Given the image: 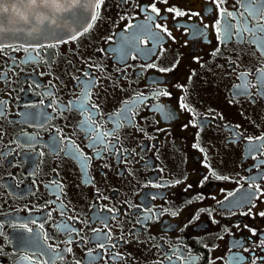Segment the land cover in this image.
<instances>
[{
	"label": "flooded vegetation",
	"instance_id": "obj_1",
	"mask_svg": "<svg viewBox=\"0 0 264 264\" xmlns=\"http://www.w3.org/2000/svg\"><path fill=\"white\" fill-rule=\"evenodd\" d=\"M216 8L104 0L73 42H0V264H264V53L217 51Z\"/></svg>",
	"mask_w": 264,
	"mask_h": 264
},
{
	"label": "snow or ice",
	"instance_id": "obj_2",
	"mask_svg": "<svg viewBox=\"0 0 264 264\" xmlns=\"http://www.w3.org/2000/svg\"><path fill=\"white\" fill-rule=\"evenodd\" d=\"M124 2V0H122ZM165 3H167V0H164ZM213 3L217 5L216 8V14L218 18L216 19L215 25H216V32L218 34V40L219 45L217 51H219V46L224 45L231 37L236 36L241 39L244 38L245 34H251L253 36H257V40L259 41V47L261 49V52L264 53V35L258 34H264V7H258L261 3V0H250V2L247 4V7L245 8L244 12H235V11H229L226 9V7H221V0H213ZM241 3H243V0H241ZM104 4V0H92L91 3H89V7H94L95 9H100ZM81 0H0V35H3L4 33L8 31H12V29L6 28V24H18L22 23L24 25H30L28 28V34L32 35L33 33H39L40 32V25L47 22L50 25H57L58 19L65 13H69L75 8L80 7ZM233 8H235V5H233ZM151 11L154 13L159 14L160 9L156 6L155 3L151 6ZM169 12H175V15L180 16L184 15L183 12L176 10L174 8L169 7L167 9ZM229 18L230 21L232 20H239L242 18V23H231L229 22L226 27L221 28L220 24L222 23V20L224 18ZM99 17L96 14H93L91 16V20L95 21ZM157 27H161L160 25H157ZM92 28V24L88 23L84 26L83 32H87ZM15 31H23V29L17 28ZM164 32H167V29H163ZM223 33V35H221ZM83 33H74L68 35L67 39H64L63 37L58 39V43H70L78 39V36ZM170 35V34H169ZM127 43V41H125ZM255 43V42H254ZM30 48H34L37 46L29 45ZM49 47H54V45H49ZM230 67H233L235 65V61H229ZM170 69H160L161 72L169 71ZM234 70V69H233ZM257 79L260 82V88L257 89V92L261 95H264V69H257ZM249 73L241 72L239 75L241 77L247 76ZM247 85H237V93L236 94H242L240 92L241 89H246ZM86 95V94H85ZM162 95L164 96H171L172 93L170 92H163ZM254 101V96L250 97ZM142 99V97H137V101ZM71 104V102H69ZM180 106L183 108H187V105H185L182 100L180 103ZM68 105H65V109H68ZM80 107L84 109L85 112H87V118L83 121H81L82 125H86L89 128L88 135L90 139L92 140L94 147L97 143L104 144L105 143V137L109 135V133L98 131L95 127H93V119H92V111L98 110V105H91V111L84 108L83 102L81 103ZM131 108H128L127 111L130 113ZM124 112L122 109L121 112L116 113V116H121V114ZM131 122V121H130ZM201 124L203 125V121H201ZM238 127V126H237ZM92 132H96V135L93 136ZM259 140L264 142V135L259 137H249V140ZM203 151V149H201ZM207 179V177H205ZM255 195V193L249 194V202L251 200V196ZM260 195L264 196V192H261ZM259 215L264 216V212L259 213ZM26 227V225L24 226ZM43 227V225H41ZM253 235L256 234L255 229L250 230ZM0 236H3V232H0ZM103 247V245H101ZM207 247V246H205ZM261 247L264 249V240L261 241ZM66 251H69L66 249ZM43 255V253H41ZM121 257L120 253H115L112 256L113 260H117ZM169 260H171V257H168ZM21 260H29L32 261V256H23L21 257ZM35 264V262H33ZM42 264H47V261H43ZM252 264H255V261H252Z\"/></svg>",
	"mask_w": 264,
	"mask_h": 264
},
{
	"label": "water",
	"instance_id": "obj_3",
	"mask_svg": "<svg viewBox=\"0 0 264 264\" xmlns=\"http://www.w3.org/2000/svg\"><path fill=\"white\" fill-rule=\"evenodd\" d=\"M92 0H81L80 7L63 14L57 22V25H50L47 22L40 25V32L28 34L30 25L6 24L5 27L12 29L3 35H0V42H21V43H39L43 41H53L61 37H68L70 34L83 30L84 26L91 21V16L95 13L94 7H89ZM20 28L23 31H15Z\"/></svg>",
	"mask_w": 264,
	"mask_h": 264
}]
</instances>
